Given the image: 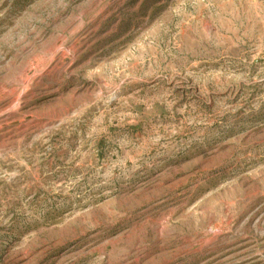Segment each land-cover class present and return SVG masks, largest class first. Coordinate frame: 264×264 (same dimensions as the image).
<instances>
[{"label":"rangeland","instance_id":"rangeland-1","mask_svg":"<svg viewBox=\"0 0 264 264\" xmlns=\"http://www.w3.org/2000/svg\"><path fill=\"white\" fill-rule=\"evenodd\" d=\"M0 264H264V0H0Z\"/></svg>","mask_w":264,"mask_h":264}]
</instances>
